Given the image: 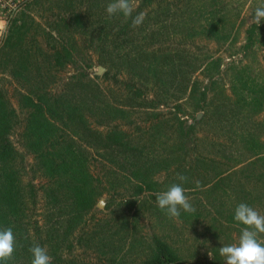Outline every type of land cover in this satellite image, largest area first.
Returning <instances> with one entry per match:
<instances>
[{
	"label": "rangeland",
	"instance_id": "1",
	"mask_svg": "<svg viewBox=\"0 0 264 264\" xmlns=\"http://www.w3.org/2000/svg\"><path fill=\"white\" fill-rule=\"evenodd\" d=\"M99 1L101 10L89 9V0H14V10L3 12L7 24L0 37V53L6 55L0 59V91L14 111L8 135L16 149L11 166L27 200L24 215L11 227L15 229L24 225L13 230L16 244L12 258L15 264H31L29 249L39 244L47 250L52 261L53 257L59 260L58 264L108 263L114 256H117L119 264H144L158 245L165 244L186 264H225L219 248L237 243L243 228V225L231 223L234 208L242 202H251V207L264 214V190H254L250 180L243 178L245 175L251 179L256 177L260 169L253 168L245 174H235L214 189L211 186L198 189L200 175L195 174L190 178L187 175L188 180L183 184L190 186H182L195 211H181L179 218H169L161 211L156 205V196L171 184L180 183L177 179L181 175L180 169L190 167L197 155L210 158L226 155L233 161L238 156L242 157L239 154V121H235L231 114V118H228L229 111L219 116L197 111V94L191 97L190 90L184 91L188 77L182 73L169 89L160 90L162 96H158V93L148 94L149 99L160 100L157 108L127 107V90L121 83L129 79L126 72H123L126 75L124 77L117 74L119 63L116 48H121L119 37L123 35L120 33L127 32L125 39L131 40L130 48L138 40L142 46L151 44L149 50L170 52L180 49L181 56L189 50L193 53L189 57L195 60L211 54L221 58V69L224 70L231 60L241 59L240 54H231L243 44L244 31L252 25L250 16L258 6L264 5V0H164L162 4L169 7L170 11L159 21L167 19V23L163 24V29L157 27L152 30L147 29L146 25L155 26L158 21L155 12L146 17L150 8H141L140 13H144L145 20L140 26L133 27L131 24L127 27L122 15L108 17L106 6L111 0ZM140 1L134 0V11ZM188 2L189 8L185 5ZM209 13L216 18L224 15L227 22L224 29L231 32L227 43L208 41L205 36L190 40L185 37L190 31H183L184 24L178 28L169 26L170 21L177 22L181 18L192 19L193 22L195 17L197 23V14L202 22L204 18L201 16ZM77 16L80 18L78 25L72 23ZM14 22L22 26L26 34L25 42L19 48L6 51L3 45L9 34L8 29ZM156 30L162 34L153 39L149 34ZM257 34L256 44L249 50L247 57L242 58L244 66H248L246 77L251 78V88L259 83L255 76L259 70L264 78V22ZM236 35L237 43L235 47H230ZM61 44L72 46L74 50V63L64 69L54 66L51 58L53 48H60ZM103 60L111 62L105 65ZM4 61L7 64H3ZM23 61L26 63L24 66L21 65ZM25 66L28 71L22 70ZM190 79L192 81L188 83L187 89L195 81L201 87L208 82L200 70L191 74ZM227 79V74L222 75L217 80V86L221 84L229 88ZM89 81L92 83L87 86ZM80 83L86 86L81 87ZM43 90L47 94L50 92L51 97L62 95L68 98L75 108L81 105L79 112L96 129L108 128L110 118H103L100 111L93 108L94 104H108L128 112V117L120 123L130 134L129 148L134 151H103L96 145H92L93 150L88 149V154H85L89 161V172L94 178V186L102 195L96 200L93 212L83 219L85 222L70 233L67 227L68 208H64L61 199L56 204H50V198L45 194L47 192L41 191L46 181L38 162L24 147L27 111L20 105L22 95L29 91L41 95ZM208 96L212 98L213 93ZM151 112L158 114L161 123L149 129ZM67 114L64 120L69 124L66 132L68 137L81 135L78 130L83 128L82 125H74L76 121L72 123L68 120ZM199 114L200 118L197 119ZM255 118L264 123V114ZM191 124L194 128L189 131ZM91 140L81 135L74 142L77 145L78 142H84L86 145ZM248 156L247 153L243 159L246 160ZM134 167L149 168L150 172L155 173L153 180L157 183L153 192L144 191L135 195L137 191L131 184ZM2 176L0 165V183ZM196 181H199V186ZM192 214H197L198 218ZM124 215L128 218L125 223ZM258 238L264 243V234ZM100 239L106 240L108 245L104 246L106 243H101Z\"/></svg>",
	"mask_w": 264,
	"mask_h": 264
},
{
	"label": "trees",
	"instance_id": "2",
	"mask_svg": "<svg viewBox=\"0 0 264 264\" xmlns=\"http://www.w3.org/2000/svg\"><path fill=\"white\" fill-rule=\"evenodd\" d=\"M100 2L99 0H89V9L101 10V6H99ZM163 2L164 0H141L137 10L133 12V17L140 13L141 8H150L147 11L146 17H149L155 12L157 13L155 17L158 22L155 23V26L146 25L148 26L147 29L152 30L157 27L158 29H163L165 28L163 24L167 23V19L160 22L159 18H164L170 11L169 7L162 4ZM188 4L189 2L185 4L186 7H188ZM201 17L204 18L202 22H200V18H198L197 14V23L195 22V17H193V22L192 19L187 20L181 18L178 19L177 22L170 21L169 26L171 28H178L180 25L184 24L185 28L183 31H187V33L190 31L185 37L190 40L205 36V39L208 41H214L218 44L227 43L231 36V32L224 29L227 23L224 15H219V17L216 18L214 14L209 13ZM78 19L80 18L77 16L75 20H72V23L78 25ZM124 21L127 27L131 26V18H124ZM67 22L70 23V20ZM66 25L67 24H65V26ZM146 26L143 28L144 32L146 31ZM259 27L252 24L244 31L243 44L237 50L238 52L236 51L234 54H231H240L241 59L231 60L224 70L221 69L222 60L220 57H213L211 54H207L205 58L203 57L201 60H195L193 57H189V55L193 54L189 50L182 56L179 52L180 49H174L170 52H160L156 49L149 50L151 44L142 46L141 42L138 40H135L133 42V47L130 48V45H132L131 40L125 39L127 32L120 33L123 36L119 37V46L121 45V48H116V57L118 56L119 63L117 74H122L124 77L126 75L123 74V72H126L128 75L129 80H122L121 83L124 89L127 90V107L133 106L142 109L157 108L158 105H160L158 104L160 100L158 99L156 101L154 99H149L148 94L151 92L155 95L158 93V96H162L161 93H159L160 90L162 91L163 88L169 89L174 81L177 80L178 75L182 73L184 77H188L186 78V82L184 81L186 83L184 91L190 90L191 97L197 94V111H205L207 114L216 115H226L227 111H229L227 117L229 118L231 114V117L235 118V121H239V142L241 146L239 154L242 155V157L238 156V158L233 161L232 158L226 155L216 158L197 155L195 156L196 160L191 162L190 167L184 166L180 169V174L184 176L188 175L189 178L190 176H195V174H198V176L200 175V186L197 187L198 189L208 186L214 189L218 187L221 182L236 176L238 173L245 174L255 168L261 170L256 177L251 179L250 176L245 175L243 178H248V181L250 180V183L254 186V190H264V123L255 118L264 114V78L262 76V71L259 70V73L255 74L259 83L251 88V78L246 77V69L248 66H244L242 59L243 57H247L249 50L256 44V39H258L257 30ZM143 31L140 29V32ZM156 31H150L149 35L151 38L156 39V37L162 34L160 33L161 31ZM8 33L3 45V49L6 51L19 48L22 46L23 42H25L26 34L21 25L17 26L14 22L9 27ZM238 35L230 42V47H235ZM126 48H128V50H126ZM53 50L54 53L51 58L54 62V66H59L64 69L69 64L74 63V50L72 46L67 47L61 44L60 48L54 47ZM4 55L6 54L0 53V59H2ZM109 61L111 62V60H103V64L108 65ZM4 63L7 64L5 61L3 64ZM25 64L24 61L21 62L22 66ZM181 67H183L182 71ZM22 68V70L28 71V67L25 66ZM199 70L208 80L207 84L201 87V84H197L195 81L190 88L188 87L187 89V86H189L188 83L192 81L191 79L189 80L191 74ZM225 74L229 77V79H227L229 88L221 84L217 86V80ZM89 83L92 82L89 81L87 86ZM80 86L83 87L86 85L85 83H80ZM75 87H78V85ZM209 93H213L212 98L208 96ZM50 95V92L47 94L45 90L41 91V95L32 91L22 95L20 105L27 111L24 133L26 142L24 147L38 162L41 175L46 181V184L41 186V191L47 192L45 194L47 198H50V204H56L60 202L61 199V201H64V208H68L69 223H67V227L70 233L75 228L80 227L79 224L85 222H83V219L86 215L93 212L96 200L102 195L94 186V178L89 172V161L85 154L89 152L88 149L93 150L92 145H96L103 151L121 150L127 153V151L133 152L134 150L129 148L130 134L126 133V130L120 123V121L128 117V112L125 109L114 108L108 104H94L93 108L98 109L100 111L98 112L103 118H110V120H108L109 122H107L109 125L108 128L96 129L91 127L88 122H86L82 112H79L81 105L78 106L79 108H75L71 105L68 98L62 95H58L57 97H51ZM174 99L177 100L178 98L174 97ZM9 105V101L6 99L3 92L0 91V165L3 172L2 181L0 183V230L8 228L9 226H14L20 217L24 215L23 213L26 208L25 204L27 203L26 198L22 194L19 178L16 173L13 172L11 166L15 158L16 149L8 138L11 117L14 112ZM212 109L215 111H212ZM77 113H79L78 116ZM151 113V127H149V129L161 123L158 114ZM66 114L68 120L72 123L76 121L74 125H82L83 128L78 130L82 136H85L88 140L90 138L92 139V142H86V145L84 142H78L82 150L78 147L79 144L77 145L74 142V140L80 138L81 135L74 134L68 137V133H66L69 125L68 122L64 120ZM240 121H243V123ZM193 128L194 125H189V131ZM187 133L185 137H187ZM83 140L84 139H82V141ZM86 146L88 148H86ZM247 153L249 156L245 160L243 157H245ZM172 165L174 166L175 163ZM169 168H172V166ZM134 170V178H132L131 184L137 191L135 195L138 196L144 191L153 192L157 183L153 180L155 173L150 172L149 168L145 169L143 167H134ZM242 184L243 183H241V185ZM183 185L184 187L190 186L187 184ZM53 186H56V188L54 187V189ZM191 188L196 189V187H190L189 189ZM34 195H36V192H34ZM132 204L134 205V203ZM250 204L251 202H248V205ZM191 216L198 218L197 214H192ZM124 218L125 223L128 218L126 215H124ZM231 219H233L231 223L242 225L234 220V214ZM22 226L24 225L22 224L15 229L12 228V230L16 231ZM100 242L106 243L104 246L108 245L106 240L100 239ZM58 262L59 260L53 257L52 264H58ZM119 263L120 262H117V256H114L108 260V263L97 264ZM0 264H15V262L13 258H11L7 261H0ZM144 264L186 263L170 250L168 246L163 244L156 247L155 251L149 256L148 261Z\"/></svg>",
	"mask_w": 264,
	"mask_h": 264
},
{
	"label": "clouds",
	"instance_id": "3",
	"mask_svg": "<svg viewBox=\"0 0 264 264\" xmlns=\"http://www.w3.org/2000/svg\"><path fill=\"white\" fill-rule=\"evenodd\" d=\"M134 0H111L106 6L109 18L122 15L131 18L132 26L138 27L145 19L144 13L133 17ZM264 22V5L258 6L250 16V23L258 27ZM180 183H173L156 196L157 207L165 212L169 218H179L181 211L191 213L195 209L190 203L182 186L188 177L178 175ZM199 186V181L195 182ZM234 220L243 225L238 242L219 248V254L225 264H264V243L258 237L264 234V214L247 203H240L235 208ZM15 236L11 227L0 230V261H7L13 257L15 251ZM31 264H52V258L44 247L34 244L30 249Z\"/></svg>",
	"mask_w": 264,
	"mask_h": 264
},
{
	"label": "crops",
	"instance_id": "4",
	"mask_svg": "<svg viewBox=\"0 0 264 264\" xmlns=\"http://www.w3.org/2000/svg\"><path fill=\"white\" fill-rule=\"evenodd\" d=\"M2 1L3 0H0V37L3 35L2 33H4L5 28H6V24H7L6 21L4 20V17H3V16H5L3 13L5 11L2 7Z\"/></svg>",
	"mask_w": 264,
	"mask_h": 264
},
{
	"label": "built area",
	"instance_id": "5",
	"mask_svg": "<svg viewBox=\"0 0 264 264\" xmlns=\"http://www.w3.org/2000/svg\"><path fill=\"white\" fill-rule=\"evenodd\" d=\"M14 0H3L2 1V7L4 11L9 12V10H14Z\"/></svg>",
	"mask_w": 264,
	"mask_h": 264
},
{
	"label": "water",
	"instance_id": "6",
	"mask_svg": "<svg viewBox=\"0 0 264 264\" xmlns=\"http://www.w3.org/2000/svg\"><path fill=\"white\" fill-rule=\"evenodd\" d=\"M101 71H102V69H100V72H101ZM100 72H99V73H100ZM199 118H200V114L198 115L197 119H199Z\"/></svg>",
	"mask_w": 264,
	"mask_h": 264
}]
</instances>
